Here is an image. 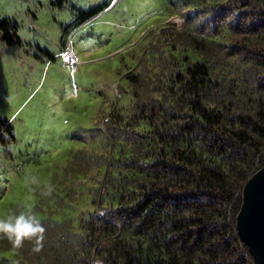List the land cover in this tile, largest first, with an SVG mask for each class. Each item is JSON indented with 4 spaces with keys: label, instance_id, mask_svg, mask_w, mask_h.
Wrapping results in <instances>:
<instances>
[{
    "label": "trees",
    "instance_id": "16d2710c",
    "mask_svg": "<svg viewBox=\"0 0 264 264\" xmlns=\"http://www.w3.org/2000/svg\"><path fill=\"white\" fill-rule=\"evenodd\" d=\"M168 1V18L125 73L130 98L110 107L99 140L30 208L46 228L43 248L0 239V264H256L236 215L264 164V0ZM108 3L72 5L62 38ZM0 37L21 41L14 19H0ZM15 141L0 116V146ZM85 167L100 178H86ZM86 181L80 208L74 194Z\"/></svg>",
    "mask_w": 264,
    "mask_h": 264
},
{
    "label": "rangeland",
    "instance_id": "374dc122",
    "mask_svg": "<svg viewBox=\"0 0 264 264\" xmlns=\"http://www.w3.org/2000/svg\"><path fill=\"white\" fill-rule=\"evenodd\" d=\"M53 1L0 0V19H14L21 38L10 45L0 37V116L13 124L16 137L0 146V218L16 214L17 206L30 210L47 184L58 183L74 154L99 140L95 129L110 107L130 98L125 73L137 67L149 30L168 18V0H108L62 38L74 17L72 5L86 8L103 0H67L62 6ZM85 169L86 178H100ZM53 177L57 182L51 183ZM90 185L86 181L75 191L80 208Z\"/></svg>",
    "mask_w": 264,
    "mask_h": 264
},
{
    "label": "water",
    "instance_id": "95a60500",
    "mask_svg": "<svg viewBox=\"0 0 264 264\" xmlns=\"http://www.w3.org/2000/svg\"><path fill=\"white\" fill-rule=\"evenodd\" d=\"M236 232L255 263L264 264V164L243 186Z\"/></svg>",
    "mask_w": 264,
    "mask_h": 264
},
{
    "label": "clouds",
    "instance_id": "9594fccd",
    "mask_svg": "<svg viewBox=\"0 0 264 264\" xmlns=\"http://www.w3.org/2000/svg\"><path fill=\"white\" fill-rule=\"evenodd\" d=\"M174 19L177 25L184 23L183 18L180 16H176ZM29 182L35 184L37 181L32 178ZM46 187V194H50L54 190L50 183ZM45 232V226L31 210L22 211L19 214H9L4 218H0V239H7L16 249L22 248L27 241L34 243V251H41Z\"/></svg>",
    "mask_w": 264,
    "mask_h": 264
}]
</instances>
